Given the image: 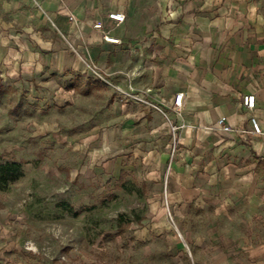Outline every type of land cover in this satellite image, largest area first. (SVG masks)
I'll use <instances>...</instances> for the list:
<instances>
[{"label": "crops", "instance_id": "crops-1", "mask_svg": "<svg viewBox=\"0 0 264 264\" xmlns=\"http://www.w3.org/2000/svg\"><path fill=\"white\" fill-rule=\"evenodd\" d=\"M0 79L63 105L81 86L103 91L82 173L129 172L147 191L118 264H264V135L249 122L264 131L257 0H0ZM169 123L183 125L173 153Z\"/></svg>", "mask_w": 264, "mask_h": 264}, {"label": "rangeland", "instance_id": "rangeland-1", "mask_svg": "<svg viewBox=\"0 0 264 264\" xmlns=\"http://www.w3.org/2000/svg\"><path fill=\"white\" fill-rule=\"evenodd\" d=\"M102 93L81 86L78 101L63 105L0 79V161L19 162L24 171L0 190V264L127 260L131 227L147 208L145 186L129 172L114 181L82 173L84 135H93L108 106Z\"/></svg>", "mask_w": 264, "mask_h": 264}, {"label": "built area", "instance_id": "built-area-1", "mask_svg": "<svg viewBox=\"0 0 264 264\" xmlns=\"http://www.w3.org/2000/svg\"><path fill=\"white\" fill-rule=\"evenodd\" d=\"M107 17L110 20H112L113 22H115L116 24H120L124 20V15L122 13H110L107 15ZM68 20L70 22H73L74 16L72 14H69ZM94 28L95 29H101V25L99 23H96V24H94ZM107 40H109V39H107ZM184 99H185V94L183 92H178L174 95L173 103L171 106V112L173 114H175V115L180 114V112L182 111ZM254 100H255L254 95H251V94L250 95H244L241 98V103H242L243 107H245L247 110L252 111L254 109ZM163 117L166 120V122H169V119L166 117L165 114L163 115ZM249 122L251 125V133H253L254 135H264V131L261 129V126H260V124L256 118L250 117ZM217 124L224 131L229 129L228 127H226L224 125L222 119H219L217 121ZM182 127H183V125L175 126L171 123L168 124V132H169L170 137H171V141H170L168 147L172 153L177 150V137H176L177 134L176 133H177L178 129H180Z\"/></svg>", "mask_w": 264, "mask_h": 264}, {"label": "trees", "instance_id": "trees-1", "mask_svg": "<svg viewBox=\"0 0 264 264\" xmlns=\"http://www.w3.org/2000/svg\"><path fill=\"white\" fill-rule=\"evenodd\" d=\"M23 168L19 162L14 161H0V190H5L10 184L16 182L23 176ZM58 206L66 208L67 205L65 203H59ZM76 215V213H73ZM117 220V228L118 233L123 232V216L119 215L116 218ZM139 221V219H137Z\"/></svg>", "mask_w": 264, "mask_h": 264}]
</instances>
